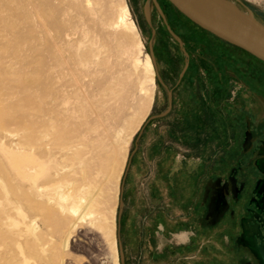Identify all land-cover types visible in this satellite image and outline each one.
<instances>
[{
  "label": "rangeland",
  "instance_id": "374dc122",
  "mask_svg": "<svg viewBox=\"0 0 264 264\" xmlns=\"http://www.w3.org/2000/svg\"><path fill=\"white\" fill-rule=\"evenodd\" d=\"M234 1L243 9H249L257 20L264 23V0ZM53 2L54 0L27 1L26 6L31 16L19 22L20 28L16 36L3 32L0 26V43L4 40L11 45L10 49L0 50V111L7 110L14 116L11 120H3L2 126L32 134L40 127L37 104H42L45 113L52 106V102L60 104L64 94L74 95L73 73L78 69L74 51L84 37V29L89 30L96 43L101 41L106 43L107 57L113 72L111 77L108 72L96 69L101 73L99 81L93 84V88L97 91L104 88L106 98L110 99L108 108L112 120L109 128L112 133L125 127L136 114L139 106L145 103V89L142 84L143 63L151 52L154 57L157 70L154 100L130 142L124 166L126 169L130 161L128 156L136 147V143L138 149L133 154L132 160L142 149L144 142L149 141V138L157 137L159 126L165 125L162 117L150 118V116L157 115L166 109L167 88H172L173 107L174 87L180 77L184 78V74L180 76L185 67L184 51L166 29L150 0H79V7L72 5L69 16L64 15L65 8L70 4L68 0L56 1L54 4ZM163 2L165 4V1ZM125 4L131 11L130 19L135 21L139 29L144 47L139 46L137 39L117 23ZM168 5L166 4L164 8L167 21L174 34L182 39L186 50L191 54L188 69L191 71L197 65L204 69L201 75L193 70L194 79H202V85L214 88V92L210 91L209 98L215 102L224 101L225 108L233 109L236 106L244 108L248 115V130L255 134L253 143L264 146V65L247 53L232 47L233 54L228 57L227 51L223 49L229 46L216 37L213 41L212 35L193 25L170 4ZM52 6L57 12L58 26H55L50 19ZM90 9L99 13L101 24L92 21ZM167 13H171L172 17H168ZM149 22L157 30L156 38H151ZM160 28L162 30L159 36ZM194 36L197 41L193 40ZM116 41L121 42L124 47L118 53H110L108 50ZM18 42L23 46L15 52L12 48H15ZM228 64L231 65L229 72L225 67ZM239 68L243 71L242 73L238 71ZM22 75L32 76L33 80L23 83L19 81ZM228 75L230 78L226 79ZM255 76L262 80L261 90H250L249 86L244 88L243 83L239 81L243 77L249 82ZM235 80L236 83H234ZM227 81L230 88L221 89L220 86ZM125 169L120 179L122 192L120 191L119 199L121 196L123 205L119 229L116 233L118 232L119 235L118 249L122 253L123 264H129L126 253L125 219L131 208L130 197L131 195L141 196L146 187V177L140 174L133 192L128 184V173L124 179ZM119 199L116 207V223ZM29 214H31L29 217L36 215L33 212ZM67 231L68 228L65 227L56 234L54 251L57 259L54 264H115L114 253L100 230L90 224L81 223L71 234L67 248H64ZM31 264H36V261L32 259Z\"/></svg>",
  "mask_w": 264,
  "mask_h": 264
},
{
  "label": "bare ground",
  "instance_id": "6f19581e",
  "mask_svg": "<svg viewBox=\"0 0 264 264\" xmlns=\"http://www.w3.org/2000/svg\"><path fill=\"white\" fill-rule=\"evenodd\" d=\"M27 1L0 0L3 32L18 34L19 22L31 16ZM56 1L62 0H54L53 4ZM78 1L68 0L65 16L70 15L72 5L79 7ZM89 14L93 22L101 24L99 13L90 9ZM130 16L125 4L117 23L144 47ZM50 19L58 26L53 6ZM83 35L74 51L78 63L72 80L74 95L64 94L61 103L52 102L45 113L42 104H37L40 127L36 131L30 134L3 127L2 121L14 116L7 110L0 111V264H31L32 259L36 264H54L56 234L68 228L64 242L67 248L71 234L81 223L103 233L114 253L115 264H119L116 207L120 179L130 142L151 107L157 73L148 54L142 82L146 101L125 127L112 133L110 99L106 98L104 88H93L101 71L113 77L106 43H96L89 30L84 29ZM22 46L18 42L12 49L18 52ZM123 47L116 41L108 51L118 53ZM10 48L4 40L0 43V50ZM96 69H101L100 73ZM32 80L27 75L19 78L23 83ZM29 212L36 215L29 217Z\"/></svg>",
  "mask_w": 264,
  "mask_h": 264
},
{
  "label": "crops",
  "instance_id": "0c3cea01",
  "mask_svg": "<svg viewBox=\"0 0 264 264\" xmlns=\"http://www.w3.org/2000/svg\"><path fill=\"white\" fill-rule=\"evenodd\" d=\"M224 43L229 46L222 48L228 57L233 54L231 47L243 51ZM225 67L229 72L231 65ZM193 70L200 75L204 71L200 65ZM193 70L187 66L184 78L176 83L173 107L159 116L165 125L159 126L157 137L144 142L133 160L137 143L131 153L125 173L128 184L133 191L142 173L146 187L141 196L130 197L125 219L127 261L262 264L242 240V220L260 179L257 161L264 146L253 143L246 110L225 108L224 101L210 99L214 88L194 79ZM239 81L250 90L263 87L256 76ZM225 87L230 88L228 81L220 86Z\"/></svg>",
  "mask_w": 264,
  "mask_h": 264
},
{
  "label": "water",
  "instance_id": "95a60500",
  "mask_svg": "<svg viewBox=\"0 0 264 264\" xmlns=\"http://www.w3.org/2000/svg\"><path fill=\"white\" fill-rule=\"evenodd\" d=\"M167 1L186 19L196 24L201 29L209 32L210 34L226 42L227 44L242 49L243 51L247 52L254 58L264 63V23L262 21L257 20L249 9H243L234 0H167ZM159 11L161 12L160 8ZM147 19L149 20L148 17ZM168 30L172 34V36H174V38H176L179 41V38L174 34V32L169 27ZM184 54L186 57L185 67H184L185 69L188 64V54L186 53V51H184ZM151 56L154 61L152 52H151ZM154 66H155V61H154ZM183 71L181 72L180 76H182ZM167 97H168L167 109L162 113H159L154 116H150V118L159 117L161 115H164L167 111L170 110L172 104V90L168 88H167ZM130 158H131V154L128 156L129 160ZM259 164L264 172V158L260 159ZM120 191L122 192V187L120 188ZM260 192L264 193V181L260 185ZM119 205L120 206L117 215L116 231H118L119 229L120 213L123 205L121 196L119 199ZM117 233H116L117 241L119 242V235ZM252 237L261 239L260 238L261 236L260 235L256 236L255 233L252 234ZM119 262L120 264H123L121 251H119ZM263 262H264V257H263Z\"/></svg>",
  "mask_w": 264,
  "mask_h": 264
},
{
  "label": "flooded vegetation",
  "instance_id": "af4514ba",
  "mask_svg": "<svg viewBox=\"0 0 264 264\" xmlns=\"http://www.w3.org/2000/svg\"><path fill=\"white\" fill-rule=\"evenodd\" d=\"M150 1L153 2V4H154L155 8L157 9L160 17L163 20V23H164L166 29L168 30V27H169L173 31V29L170 27V25L167 21L166 13H164V8H166L165 5L169 4V3H167V0H150ZM163 1H165V4ZM158 7L160 8L161 12L159 11ZM167 14H168V17H172L171 13H167ZM149 26L151 28V38L152 39L156 38L157 37V30L152 26V24L150 22H149ZM160 30H162V28H160L158 30V35L160 34ZM195 37L196 36H194V39L192 37V39L197 41V39H195ZM173 38H174V36H173ZM178 38H179V41L176 38H174V39L178 42L180 49L181 50L184 49L183 51H186V53L188 54V60H189L190 59L189 56L191 54H189L188 51L186 50V47H185L182 39L180 37H178ZM155 89H156V85H155ZM155 89H154V95H155ZM153 100H154V98H153ZM152 103H153V101H152ZM263 154H264V150H263L262 156H260L258 161H257V166H258V169L260 171L259 176H261V177H260L259 181L257 182L258 186L256 184L253 193L250 194V197L248 198V204L246 205L247 212H245V217L242 220V223H243V239L242 240L244 243H246L252 247L256 256L260 259L262 264H264V262H263V257H264V193L260 192V185L264 181V172H263V169L261 168L259 162H260V159L264 158ZM116 225H117V223H116ZM254 233L256 234V236L260 235L261 239L253 238L252 234H254ZM116 241H117V236H116ZM117 250H118V242H117ZM117 256H118V263L120 264V262H119V250H118Z\"/></svg>",
  "mask_w": 264,
  "mask_h": 264
},
{
  "label": "trees",
  "instance_id": "16d2710c",
  "mask_svg": "<svg viewBox=\"0 0 264 264\" xmlns=\"http://www.w3.org/2000/svg\"><path fill=\"white\" fill-rule=\"evenodd\" d=\"M168 2V1H167ZM169 3V2H168ZM170 4V3H169ZM171 5V4H170ZM172 6V5H171ZM173 7V6H172ZM174 8V7H173ZM174 10L176 11V12H178L175 8H174ZM179 13V12H178ZM180 15H182L181 13H179ZM183 16V15H182ZM184 17V16H183ZM185 18V17H184ZM188 20V19H187ZM189 21V20H188ZM191 22V21H190ZM192 23V22H191ZM193 25H195V26H197L196 24H194V23H192ZM198 27V26H197ZM199 29H201L200 27H198ZM202 31H205V30H203V29H201ZM206 33H208V34H210L209 32H207V31H205ZM217 38V37H216ZM236 48H238V47H236ZM240 49V48H239ZM240 50H242V49H240ZM245 52V51H244ZM247 53V52H246ZM248 54V53H247ZM250 55V54H249ZM253 57V56H252ZM258 60V59H257ZM258 61H260V60H258ZM261 62V61H260ZM263 63V62H262ZM264 64V63H263Z\"/></svg>",
  "mask_w": 264,
  "mask_h": 264
}]
</instances>
